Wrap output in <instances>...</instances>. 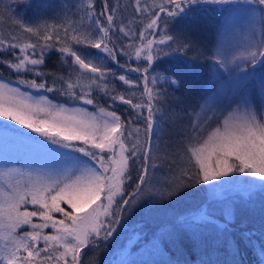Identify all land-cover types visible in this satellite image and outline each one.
<instances>
[{
    "label": "snow or ice",
    "instance_id": "obj_1",
    "mask_svg": "<svg viewBox=\"0 0 264 264\" xmlns=\"http://www.w3.org/2000/svg\"><path fill=\"white\" fill-rule=\"evenodd\" d=\"M235 2L239 0H151V3L135 0L136 21L142 25L137 33L132 20L127 25L122 20L117 24L119 5L110 8L105 0L104 10L97 13L93 0H86L79 6L80 16L76 22L67 13L59 23L29 26L20 19L11 21L20 33L35 37L34 41L11 30L7 37L0 33V53L14 57L0 60V64H6L16 73L41 77L45 73L38 69L45 62V52L55 49L71 69L67 78L59 77L63 81L61 94L95 108L89 111L80 106L67 107L53 103L46 96L36 97L19 87L0 83V119L13 122L56 145L57 155L68 165L55 175L21 169L0 171V264H81L85 248L97 247L98 241H107L113 236L123 214L144 191L149 167L155 169L157 160L162 158L153 155V138L159 141L163 133L162 128L159 133L156 131L157 116L164 112L167 90L157 85H176L178 80L158 73L153 65L169 51L188 49L187 44H180L179 38L168 32L169 20L187 18L198 5ZM243 2L255 5L248 11H259L261 23H264V0ZM100 16L105 20L99 19ZM115 32L122 33L130 41L138 35L139 43L122 46L120 53L130 60L146 62L143 67L127 69L140 76L143 90L138 94L125 95L115 89L109 90L106 81L110 74H115L104 66L103 57L82 50L95 49L118 63ZM162 45L166 47H160ZM236 59L240 61L236 67L241 71L248 66L253 69L264 66V38L249 41ZM215 62L224 66L219 56L215 57ZM250 75L242 76L241 81ZM117 78L129 88L139 86L126 75ZM18 83L36 92L55 90L35 79ZM94 91L104 93L113 102L128 105L135 119L144 121L143 128L133 126L131 119L122 120L115 111L97 106ZM206 123L192 124L191 134L186 135L185 150L177 154V172L165 181L164 190L157 192L162 198L172 197L193 184H212L230 174L264 181V104L258 115L248 100L243 99L202 137L200 133ZM74 153L80 155H72ZM130 161L139 165V175L130 198H123L125 184L131 180ZM13 174L17 177L15 182L9 179ZM46 229L52 231L46 232Z\"/></svg>",
    "mask_w": 264,
    "mask_h": 264
},
{
    "label": "trees",
    "instance_id": "obj_2",
    "mask_svg": "<svg viewBox=\"0 0 264 264\" xmlns=\"http://www.w3.org/2000/svg\"><path fill=\"white\" fill-rule=\"evenodd\" d=\"M93 3L97 13L104 10L105 0H93ZM107 3L110 8L119 5L118 25L121 20L125 25L132 20V27L138 33L142 25L136 21L137 14L132 0H107ZM240 5L245 6L246 3L239 0L228 6L198 5L195 6L196 11L187 18L169 20L168 32L178 37L180 44H187L188 49L169 51L167 56H163L153 65L158 73L170 75L178 80L176 85H157L167 90L164 112L157 116L156 131L159 133L162 128L163 133L159 141L153 138V155H161L162 158L157 160L158 166L155 169L149 167L148 183L136 203L123 214L117 231L109 240L99 241L97 247L85 248L81 255V264H105L110 255L127 245V256L132 257L134 264H264V187H261L264 183L248 189L226 188L219 195H209L206 184H193L172 197L162 198L157 194L166 187L165 181L177 172L179 163L177 154L182 153L186 147L184 134L188 116L209 82V64L212 63L219 24L229 9ZM9 7L11 11L7 10ZM0 17H2L0 33L5 37L11 30L33 41L35 37L28 33H20L11 21L20 19L29 26L43 22L55 23V13L44 6L43 0H0ZM99 19L104 21L105 17L100 16ZM113 39L118 63L95 49L88 52L100 54L104 66L115 74H110L106 81L109 90L115 89L117 93L125 95L132 92L138 94L143 90L140 76L127 69L143 67L146 62H138L134 58L130 60L120 54L122 46L139 43L138 35L135 40L130 41L122 33L115 32ZM2 59L14 57L0 53V60ZM44 60V64L38 69L45 73L44 76L16 73L6 64H0V79L9 82L32 79L46 82L47 86L54 87L55 90L52 92L41 90L38 93L68 105L78 104L79 101L61 94L63 81L59 77L67 78L71 72L69 65L63 62L61 53L55 49L47 50ZM120 65L125 67L122 68ZM247 72L251 75L244 83L239 81L240 88L245 89L244 91L241 89L240 92L244 93V99H247L252 109L260 115L264 97L262 87L264 66L248 68L244 73ZM119 75H126L139 86L129 88L117 78ZM93 98L97 106L115 111L122 120L131 119L133 126L143 128L144 121L136 120L134 112L128 105L113 102L109 96L98 91H94ZM129 172L131 180L125 184L123 198H130L135 188L139 165L130 161ZM226 208L230 211L231 221L225 219Z\"/></svg>",
    "mask_w": 264,
    "mask_h": 264
},
{
    "label": "rangeland",
    "instance_id": "obj_3",
    "mask_svg": "<svg viewBox=\"0 0 264 264\" xmlns=\"http://www.w3.org/2000/svg\"><path fill=\"white\" fill-rule=\"evenodd\" d=\"M43 1L44 6L49 10H53V13H55V23H59L65 13H67L69 18L74 22L79 21V6L86 2V0ZM132 1L135 10V0ZM148 2L151 3V0H148ZM226 5L228 6V4ZM255 7L256 6L254 5L248 4L245 6L240 5L229 9V11L224 14L222 21L219 24L214 42V49L211 58L212 63L209 64V82L198 98L192 112L188 116V122L184 134L186 144V135L191 134V126L194 122L202 123L207 121L204 131L200 133L203 137L208 131L217 126L218 123L222 122L224 117L227 116L229 112L236 109L237 104L244 99V93H241L240 90L242 89L244 91L245 89L240 88L239 81H241L240 78L242 76L248 74V72L244 73V71L252 67L248 66L241 71L240 68L236 67V64L240 63L236 57L241 54L249 41H259L264 38V23H261L260 12L257 11L254 13L248 11V9ZM16 14L18 15V13ZM57 16L59 18H57ZM76 47L82 48V46ZM82 50L88 52V50L91 49L82 48ZM91 53L101 57L100 54L93 51ZM217 56L223 60L224 66L215 62V57ZM18 81L19 80H16V82H9L0 79V83H8L12 87H19L21 88V91L29 92L33 96L39 97L43 95L24 87L19 84ZM244 81L242 82L244 83ZM262 100L264 104V97ZM52 102L64 104L67 107H85L89 111H95L93 106L81 105L80 102L72 105L54 100H52ZM209 117H211V119H208ZM0 123L9 124H0V171L5 169H21L25 172L55 175L68 167L65 159L57 155L58 150L55 149L57 146L50 144L44 137L30 132V130L23 129L21 126L16 125L13 122L0 119ZM28 136H31L32 138L29 139ZM42 144H46L48 147H45ZM59 151L66 150L60 149ZM72 155L79 156L80 154L74 153ZM82 158L87 159L86 157ZM9 179L12 182H15L17 177L13 174ZM249 181H252V183H248ZM262 183H264V181H260L253 177L241 174H230L229 176L222 177L220 181L206 184V187L209 195H219L226 188L234 187L248 189L261 185ZM118 198L119 197H117V199ZM55 215L60 218L59 214ZM224 215L227 221H231V215L228 208L225 209ZM21 231H23V229ZM45 231L51 232L52 230L46 229ZM127 250L128 245L127 247L116 250L113 255H110L109 260L105 264H134L132 257L127 256Z\"/></svg>",
    "mask_w": 264,
    "mask_h": 264
}]
</instances>
